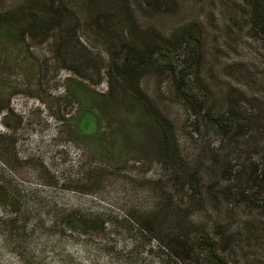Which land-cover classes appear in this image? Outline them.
Masks as SVG:
<instances>
[{"label": "rangeland", "instance_id": "374dc122", "mask_svg": "<svg viewBox=\"0 0 264 264\" xmlns=\"http://www.w3.org/2000/svg\"><path fill=\"white\" fill-rule=\"evenodd\" d=\"M21 8L26 35L0 32V264H190L216 240L264 264L263 202L240 203L257 191L232 170L264 162L246 4L0 0L17 24ZM230 108L240 138L211 119Z\"/></svg>", "mask_w": 264, "mask_h": 264}, {"label": "trees", "instance_id": "16d2710c", "mask_svg": "<svg viewBox=\"0 0 264 264\" xmlns=\"http://www.w3.org/2000/svg\"><path fill=\"white\" fill-rule=\"evenodd\" d=\"M242 2H244L246 6L250 9V17H251L250 25L252 29L257 32H264V0H242ZM18 12H20V15L24 14L25 9L21 8L20 11H17L16 13ZM10 14H12V12L0 11V32L4 34V36H6L8 39H11V40L14 39L16 35L18 34L26 35L27 32L18 31L17 27H21L23 23L26 22L31 17L30 12L26 13V15L24 14L25 17L24 15L17 16V18H19L18 24L16 23L15 17L10 16ZM35 17H38V16H35V15L32 16L34 23H36V20L34 19ZM19 21L22 24L19 23ZM46 23L47 24L53 23V21L49 19L47 20ZM187 32H189V35L191 36L192 40H194L195 42L196 41L201 42V38L197 36L196 33L190 32V31H187ZM163 55L166 56V53L163 52ZM140 58L141 57H139L138 59ZM131 72L132 71L129 69L127 70L126 73L131 74ZM135 86L138 91L141 90L139 77L136 78ZM237 113H240V112H237ZM232 114H234V112L230 108L229 110L225 111L223 114H217V115L212 116L211 119L213 120L214 123L217 124V126L221 129V131L225 135L233 137V138H240L241 132L238 131V129H240L241 126L238 122L237 123L235 122V119H234L235 117ZM157 115L160 120L164 121L165 126L172 125L169 118L164 116L161 112L158 113ZM136 117H138L140 120H143V121L145 119H148V121H151V123H154L156 121L154 117H149V118L146 116L141 117L140 113ZM254 133H255L254 134L255 136L261 133L260 126H257ZM161 142L163 146L166 145L167 139L165 135H162ZM237 165H239V167L237 166L235 167V165L232 167L233 168L232 170L236 172L235 173L236 176L243 174L244 175L243 178H245L247 183L249 184V190L255 189V191L258 192V193L255 192L257 194V198L255 200L252 198L253 196L252 194L248 195L245 189L242 190L240 194L243 196V198H241L240 203H242V205L245 204L247 206L253 207L256 205L257 202L261 201L263 202V204L260 206V209L264 211V191L263 193H259L261 190H264V162L257 161V162L252 163V166L248 173H246V171L240 166V164H237ZM179 238L182 239V236L179 235L178 239ZM177 243H178V240H177ZM215 244L216 245L213 248L214 254H203L202 257L199 258L197 263L198 264H233L230 260V254H218V250L226 249L224 246L225 242L223 240L221 241L216 240ZM186 258L190 260V264H197L194 262V260H192L191 257H186Z\"/></svg>", "mask_w": 264, "mask_h": 264}]
</instances>
